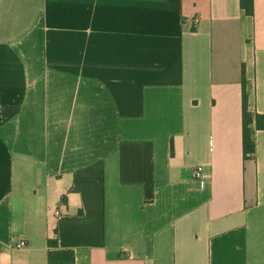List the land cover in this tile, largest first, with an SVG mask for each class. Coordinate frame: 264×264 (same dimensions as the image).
I'll list each match as a JSON object with an SVG mask.
<instances>
[{
	"label": "crops",
	"instance_id": "crops-1",
	"mask_svg": "<svg viewBox=\"0 0 264 264\" xmlns=\"http://www.w3.org/2000/svg\"><path fill=\"white\" fill-rule=\"evenodd\" d=\"M243 76L264 115V0H0V264L55 229L74 264H264Z\"/></svg>",
	"mask_w": 264,
	"mask_h": 264
},
{
	"label": "trees",
	"instance_id": "trees-1",
	"mask_svg": "<svg viewBox=\"0 0 264 264\" xmlns=\"http://www.w3.org/2000/svg\"><path fill=\"white\" fill-rule=\"evenodd\" d=\"M240 6L247 15H253V0H240ZM244 75V73H243ZM242 126L244 159L251 158L255 153V143L252 139L254 130H264V115L252 110L249 106V94L245 76L242 80ZM49 264H74L75 255L72 250H61L58 247L57 230L47 240Z\"/></svg>",
	"mask_w": 264,
	"mask_h": 264
},
{
	"label": "built area",
	"instance_id": "built-area-1",
	"mask_svg": "<svg viewBox=\"0 0 264 264\" xmlns=\"http://www.w3.org/2000/svg\"><path fill=\"white\" fill-rule=\"evenodd\" d=\"M203 173H204V167H198L194 173H193V176H194V179L196 180H202L203 178ZM56 214H59L58 212ZM25 246V242L21 241V242H18L16 244V248H23Z\"/></svg>",
	"mask_w": 264,
	"mask_h": 264
}]
</instances>
